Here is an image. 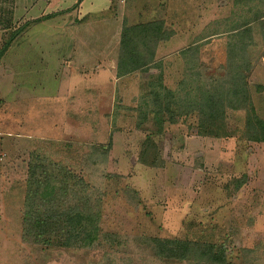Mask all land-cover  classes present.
I'll list each match as a JSON object with an SVG mask.
<instances>
[{"label":"rangeland","instance_id":"1","mask_svg":"<svg viewBox=\"0 0 264 264\" xmlns=\"http://www.w3.org/2000/svg\"><path fill=\"white\" fill-rule=\"evenodd\" d=\"M57 1L0 0V264H264V0H110L81 20ZM157 20V64L118 77L123 28ZM212 85L248 100L226 99L235 107L201 130L198 89ZM46 171L69 188L55 206L98 211L93 240L57 227L22 241L27 184ZM155 238L225 263L160 256Z\"/></svg>","mask_w":264,"mask_h":264},{"label":"trees","instance_id":"2","mask_svg":"<svg viewBox=\"0 0 264 264\" xmlns=\"http://www.w3.org/2000/svg\"><path fill=\"white\" fill-rule=\"evenodd\" d=\"M161 24L157 20L144 24L125 26L123 28L117 59L118 76H124L139 69H146L157 64L155 61L157 43L168 37V35H163V30H160L162 28ZM8 45L9 42H6L0 49V58L7 50ZM230 54L233 60L232 68H235L241 81L246 78L251 66L246 64L241 68V65L238 64L236 59L238 53L234 52ZM240 56L242 63H245V56L242 54ZM241 70L245 72V75H242ZM231 81H227V83L229 84ZM166 89L168 93L173 94L169 88L166 87ZM198 90L201 91L200 97L202 98V103L199 104V107L195 106V109L200 114L198 126L201 130H211L219 121L224 119L227 108L235 107L233 104H226V99L231 103L233 101L242 102L248 100V93L245 89L235 90L224 88L220 85L217 87L212 85L210 87H200ZM195 102L194 100L192 104L195 105ZM250 110L254 113L251 105ZM252 140L259 139L254 138ZM46 174L47 171L44 176L41 172H37L36 175L33 174L34 176L31 179L34 180L32 182L29 180L27 184L24 196V210L22 213V241L31 243L46 242L52 238L55 233L53 231L57 227L59 230L73 231L75 236L68 237L74 238L79 243L93 240L98 232L97 225H94L97 222L96 216L98 215V211L94 212L92 207H82L79 203L78 205L70 204L63 208L55 206L59 199L54 201L53 194L58 196V198L65 197L68 195L69 188L64 185L65 183L50 184V186L45 185V181L48 180V177L45 176ZM55 186L58 188L57 191H54L56 189ZM84 200L90 202L87 195H85ZM83 209L86 211L84 214L82 213ZM87 214H89L88 217ZM94 216L95 218H93ZM87 220L91 223L88 224ZM153 241L158 247L157 253L160 256L166 255L175 259H184L189 257L191 253L207 252L211 262L225 263L224 256H217L215 252H212L210 246L201 243L158 238H155Z\"/></svg>","mask_w":264,"mask_h":264},{"label":"crops","instance_id":"3","mask_svg":"<svg viewBox=\"0 0 264 264\" xmlns=\"http://www.w3.org/2000/svg\"><path fill=\"white\" fill-rule=\"evenodd\" d=\"M58 2L59 1L55 0V3L54 4H56ZM71 2H72V4L73 3H77L75 9H71V7H72L71 5L72 4L69 5V6H66V7H60V8H58L60 10H62V9H69L68 11H66L65 13H63L61 17H64V16L66 17V15H69L70 13L71 14L74 13V15H78L77 18L81 20L82 18H84L87 15H92L93 13H96L97 14V13H100V12H104L105 10L108 9V7L110 5V0H101L100 2H98L99 4L97 2H95V3L94 2H90L89 0H71ZM51 5H53V4L51 3ZM41 25H43V24H41ZM104 31L105 32L103 33V35L105 34V36H106V34H109L110 33L109 30H104ZM118 43L120 44L119 40H117V46H116V55H115L116 62H117V59H118ZM71 67H73V65ZM116 67H117V64H116ZM257 71L261 72V74L264 73V56H262L260 58V64L257 65L255 67V69L253 70V72H256V73H257ZM89 74L86 73V76L87 77L91 76V74L90 75ZM118 77H120V76H118ZM91 78H93V77H91ZM71 91H74V89H71Z\"/></svg>","mask_w":264,"mask_h":264}]
</instances>
